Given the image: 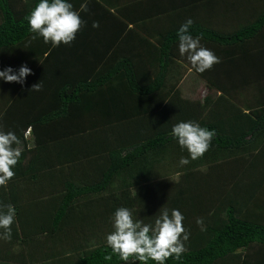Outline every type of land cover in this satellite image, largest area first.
<instances>
[{"label":"trees","instance_id":"16d2710c","mask_svg":"<svg viewBox=\"0 0 264 264\" xmlns=\"http://www.w3.org/2000/svg\"><path fill=\"white\" fill-rule=\"evenodd\" d=\"M18 2H21L20 6H17ZM73 3L77 9L81 4L87 5L86 15L85 11L81 12L86 26H91L94 21L100 24L105 19L103 13L110 14L100 0H73ZM92 5L100 8V11L96 10V20L93 21L88 15ZM33 6L34 0H0V69L28 59L36 61L34 63L44 57L49 60L63 52L50 44L42 43L34 47L32 43L33 48L29 49L27 56L20 54L19 50L26 47L27 41L38 43L42 39L32 40L28 31L25 17ZM178 28L164 33L159 46H153L151 54L155 57L151 66L156 62L160 64L153 80L145 82L138 79L131 71L132 63L125 58L114 68L105 67L98 72L97 65H92L97 59L88 67L81 65L65 84L56 75L55 80L60 86L51 92V103L47 104L49 109L46 113L35 114L36 146L29 150L24 147L13 181L6 188L0 187V201L13 203L17 216L21 217L19 203L22 202V195L17 192L16 184L18 186L19 181L26 178L22 168L27 156H32L29 169L34 172L33 180L36 181L38 173L43 170L62 169L66 164L99 156L102 168L92 170L91 175H96L88 179L89 183L78 184L67 177L61 179L65 192L52 195L57 197V210L51 212L52 224L40 231H57L65 218V229L69 230L75 225L69 215L71 211L74 213L79 199L96 194L100 196L98 211L104 217L116 207L126 206L137 209L135 212L141 220L148 222L159 210V194L168 192L170 196L166 197L170 200L167 203L172 206L169 208L182 211L185 227L190 232L186 242L188 250L182 261L169 259L168 264H264V196L260 192L264 190V11L253 23L230 33L193 24L190 31L194 35L203 33L202 44L217 47L218 51L214 52L221 60L211 70L196 73L207 84L209 93L203 100L184 97L178 86L181 78L174 82L167 80L171 56L177 51ZM103 39L98 41L105 42ZM89 43L97 44V40ZM241 60L243 63H239ZM187 66L190 67L189 64ZM126 68L131 74L126 72ZM150 72L146 71V78ZM123 73L127 76V89L144 96L145 99L138 98L144 104L139 105L137 101L135 109L130 111H111L116 98L104 92L118 78L116 76ZM6 84L0 83V88ZM23 90L26 91L25 88ZM212 92L216 96L211 95ZM101 93L103 99L95 102L94 98ZM31 100L37 104L36 99ZM118 100L119 105L122 104V98ZM119 105L117 110L121 108ZM188 119L215 129L216 136L203 158L183 166L179 182L171 183L167 176H162L161 168L167 167L168 158L171 162L179 161L180 156L187 153L180 152L169 132L174 123ZM12 121H15V115L12 116L9 111L7 128H12L18 135L19 126L23 124ZM240 152H249V156L260 158L259 173L256 172V161L251 163L247 159L239 162L243 173L232 168L226 177L222 167L234 161L229 159L237 157ZM52 154H55L54 157ZM226 155L230 157L224 160ZM205 166H209L210 170L203 175L199 170ZM132 177L140 178L143 183L124 185L125 189L121 190L119 197L111 194L116 182L121 180L123 185L127 178ZM230 187L237 191L234 192L236 198L227 196L231 195L228 192ZM130 189H134V195L130 194ZM109 201L116 202V206H111ZM92 203L96 202L89 203L86 208L90 210ZM97 208L91 209V214H84L83 222H89L83 226L90 227L91 217L95 216L93 213ZM197 219L203 223L198 225ZM31 227L29 223H21L22 238L18 235L19 241L27 243V239L32 238ZM86 247L84 250L77 247L82 252L76 250L74 255H59V258H54L53 254L38 256L36 261L39 260L40 264H121L116 256L110 261L104 259L111 251L105 242L93 248ZM76 253L81 256L76 257Z\"/></svg>","mask_w":264,"mask_h":264},{"label":"crops","instance_id":"0c3cea01","mask_svg":"<svg viewBox=\"0 0 264 264\" xmlns=\"http://www.w3.org/2000/svg\"><path fill=\"white\" fill-rule=\"evenodd\" d=\"M100 3L110 11V14L103 13L105 19L99 24L98 28H93L92 25L85 26L82 30L83 33L81 31L78 34L71 47L63 45L59 47V50L63 52H60L61 54L57 57H52L49 60L44 57L43 60H38L37 63L30 59L25 60L27 66L32 69V74L26 78L23 88L16 83H7L4 88H0V94L2 95L0 98V123L8 127V124H6L7 113L11 111L12 116L15 115V121L12 122L23 124V126H19L18 131V135L21 137L20 148L22 151L24 147L29 150L30 148L34 149L36 146L38 138L33 127L36 119L35 114L46 113L49 109L47 104L49 101L51 103V92L60 86L55 80L56 75L60 76L59 81L61 80L65 84V81L69 77L71 79L81 65L88 67L91 62L97 59L92 65H97L95 68L98 72L105 69V67L108 69L114 68L121 59L125 58L126 61L132 63L131 71L137 75V78L147 82V79L153 80L157 76V71L160 70V64L157 62V65L155 63L153 67L151 66L152 59L155 57L151 54L153 46L158 47L161 36L169 30L179 27L186 19L191 18L194 24L221 33H230L253 23L259 14L264 11V0H100ZM96 10L100 11V8L96 5H92L88 10V15L92 21L96 20ZM99 38L101 40L104 38L105 42H99ZM95 39L97 44L89 43L94 42ZM32 43L36 47L42 44L43 41L42 39L38 43L27 41L25 43L26 47L19 50L21 52L19 53L27 56L29 49L33 48ZM81 44L83 45L81 46ZM205 46L213 51H218L215 46ZM25 49H27L26 52ZM171 62L167 80L174 82L181 78L178 86L181 88L184 97L186 95L183 92V83L193 81L196 88L194 93L197 95L198 89L202 94L201 97L199 96L196 99L203 100L209 93L205 80L187 66V61L179 56L178 51H175V55L171 56ZM239 63H243V61L241 60ZM21 64L12 65V67L18 68ZM58 70L59 73L57 74ZM147 70L151 71L148 78L145 77ZM131 71L126 68V72L129 74H131ZM50 72L51 74H48ZM50 75L51 78H49ZM116 77L118 78L104 92L105 95L116 98V103H114V108L111 111L117 112L121 109L130 111L135 109L133 107H135L137 101L139 105L143 106L144 103L141 104L140 100L145 99V97L131 92L125 86L127 76L123 73V75L118 74ZM51 80L54 86L51 84ZM36 84L40 85V91L32 89ZM49 85L51 86L48 87ZM24 88L26 93L23 92ZM252 89L256 91L254 88ZM19 95H21V98H19ZM211 95L216 96L214 92ZM31 98L37 100L36 105ZM120 98H122V104L119 105L118 99ZM102 99L103 93L98 94L94 101H101ZM118 105L121 107L119 110H117ZM29 126H31V133L25 137L24 133ZM242 153L240 152V154ZM54 155L52 154V157ZM31 157L27 156L23 161L22 171L26 174V178L19 181L18 186L16 184L17 192L22 195V202L19 203L20 208H22L21 217L19 215L16 218L11 241L0 240V250H2L0 257L3 256L7 261L17 263H29L30 260H34L35 264H40L39 260L36 261L38 256H49L51 250L50 246L47 245L49 239L66 232L65 222H67V218L60 223L59 229L55 232L49 229H46L45 232L40 231L52 224L51 212L57 210L56 207L58 206L57 197L54 198L52 195L64 191L61 179L67 177L78 184L89 183L88 179L96 175V173L91 175L92 170L99 171L102 168V162L99 156H95L80 163L66 164L62 169L43 170L38 173V181H36L33 180L34 172L29 169ZM229 157L226 155L224 159L226 160ZM4 191L8 195V192ZM99 198L100 196L96 194L79 199L74 213L70 212V221L74 220L73 223L79 226L89 222H83L84 214L82 210L87 209L86 206L93 201L96 203L94 205L93 203L90 204L93 205L90 210L97 208ZM21 223H29L32 226L30 228L32 238L27 239V243L19 241L22 238ZM18 235H21L20 238ZM57 239H60V237ZM13 251H15L14 253L18 252L16 259L9 258Z\"/></svg>","mask_w":264,"mask_h":264},{"label":"clouds","instance_id":"9594fccd","mask_svg":"<svg viewBox=\"0 0 264 264\" xmlns=\"http://www.w3.org/2000/svg\"><path fill=\"white\" fill-rule=\"evenodd\" d=\"M87 11V5L77 9L73 0H34L25 17L32 40L41 39L52 48L62 45L71 47L78 34L86 26L81 12ZM194 21L186 19L176 30V47L179 56L190 65L191 70L203 74L221 62L215 52L202 44L203 33L193 34L190 29ZM93 28L99 23L93 22ZM32 69L26 63L18 68L5 66L0 69V83H16L23 88ZM40 91V85L32 87ZM31 126L24 133L27 137ZM169 136L179 147L181 155L179 166L189 165L203 158L212 147L216 136L215 129L202 126L188 119L179 120L171 126ZM21 137L12 128L0 123V187H7L16 176L17 166L21 163ZM154 218L144 222L134 209L119 206L110 216L111 230L106 234V247L110 254L106 261L116 256L121 264H168L169 259L181 262L187 252L186 242L190 232L185 227V216L179 208L160 207ZM17 209L11 203L0 201V240L11 241L13 227L16 224ZM197 224H202L197 219Z\"/></svg>","mask_w":264,"mask_h":264},{"label":"rangeland","instance_id":"374dc122","mask_svg":"<svg viewBox=\"0 0 264 264\" xmlns=\"http://www.w3.org/2000/svg\"><path fill=\"white\" fill-rule=\"evenodd\" d=\"M22 2H23V0H22ZM20 5H21V2H18L17 6H20ZM0 23H1V14H0ZM187 79H189V78H187ZM194 90H196V88H195L193 81H185L183 83V92H185L186 97L191 98V99H196L199 96L201 97L202 94H200V91L197 89L198 93L196 95V93H194ZM1 97H2V95L0 94V98ZM4 98L7 100L6 97H4ZM248 153L249 152L244 153V154L239 153L237 157H233V158L229 159V160H234V161H231V163L225 164L222 167V170L226 171V174H225L226 177L230 175V172H231L230 170H232V168L236 169V171H239L240 173H243L244 172L243 166H239V165H242L240 163H242V161L243 162L246 161L247 159H249V161L251 163L256 161V163H257L256 172L259 173V171H260L259 162H261V161H259L260 158H257L255 155H254V157L249 156ZM168 159L169 160L166 161L167 167L161 168L162 176L163 175L165 177L167 176V178L170 180L171 183H177L180 180L181 175L179 173L182 172L183 166H179L178 161L174 162L172 160V162H171V158H168ZM220 161H223V160H220ZM159 166H161V165L159 164ZM244 169H246V167ZM262 169H263V166H262ZM209 170H210V167L205 166V167L200 168L199 171L201 172V174L205 175ZM192 172H194V171H192ZM210 173H212V172H210ZM255 177H257V176H255ZM120 182H121V180L116 182L115 188L111 192V194L115 197L120 196L119 194H120L122 189H125V186H127V185L131 186V185H135L137 183H143V181L138 177L127 178V180H125L123 182L124 183L123 185ZM149 183L153 184L154 182L149 181ZM130 191H131L130 194L134 195V193H135L134 189H130ZM228 192L231 194V195H227L228 197L236 198L237 195L234 192H237V191H235L233 187H230ZM260 192H262L263 196H264V190H262ZM159 196H161V199H159L157 201V207L158 208H160V207H168V208L172 207L170 203H167L170 200L169 198L167 199V197L170 196V193H168V192L167 193H161V194H159ZM109 203L111 206L114 204L116 206V202L109 201ZM98 210H99V208H97L96 212L93 213V214H95V216L92 215L91 219H93V220H92L91 224H89L90 225L89 228L87 226H83V225L79 226V225L75 224L74 226H71L69 230L66 229L65 234L60 233L58 235V237H51L50 238L51 240L49 239V237H47L49 239L47 245H49L51 248V250L49 251V256H51L53 254V255H55L54 258H59L60 256L64 257L67 255H74L73 252H75L76 250L80 251L81 248L83 250L88 248L86 246L93 248V247L98 246L102 242L106 243L105 236L111 230L109 218L111 216L112 211H110V213H108L104 217L103 215H101L99 213ZM135 210H137V209H135ZM82 211H83V214L91 213V210H89V209H85ZM223 215H224V213H223ZM59 237H60V239H57ZM44 239H46V238H44ZM79 246L81 248H77ZM84 246H85V248H84ZM1 252H2V250H0V253ZM14 252L15 251H13V253L11 254V256H9V258L16 259V257H18V255H17L18 252H16V253H14ZM81 252H82V250H81ZM76 254H77L76 257L81 256L80 253L79 254L76 253ZM6 262H12V261H10V260L7 261L3 256L0 257V264H4ZM27 264H35V262H34V260L33 261L30 260L29 263H27Z\"/></svg>","mask_w":264,"mask_h":264}]
</instances>
